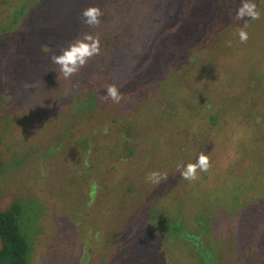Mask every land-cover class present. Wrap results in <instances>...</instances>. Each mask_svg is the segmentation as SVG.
Returning a JSON list of instances; mask_svg holds the SVG:
<instances>
[{
	"label": "rangeland",
	"instance_id": "rangeland-1",
	"mask_svg": "<svg viewBox=\"0 0 264 264\" xmlns=\"http://www.w3.org/2000/svg\"><path fill=\"white\" fill-rule=\"evenodd\" d=\"M53 1L44 0L37 5L39 33H27L31 44L16 41L21 47L18 50L10 45L13 57L17 52L15 68L24 69L17 100L4 98L0 89V161L4 167L0 177V212L18 201L28 208L32 218L28 231L33 246L31 261H211L202 260L196 241L211 248L215 261L221 264L252 261L250 246L255 251L264 247V222L257 228L256 240L250 233L255 227L254 214L264 215V202L240 207L245 202L241 199L244 195L254 197L259 192L251 183H256V171L264 164V0H226L208 10L210 25L205 35L194 28L198 38L194 57L182 58L174 52L168 58L171 66L174 57L181 68L192 65L187 80L179 74L170 76L169 69L154 72L153 78L165 81L158 85L161 94L176 88L182 97L168 114L156 113L148 118L141 115L144 138L152 137L154 143L143 146V156L136 154L133 163H114L122 169L120 173L113 171V164L105 162V156L100 157L96 141L89 150L88 164H81L74 142L85 127H78L73 121L77 105L68 108L74 99L70 90L75 88L73 79L70 82L71 72L77 75L86 57H91V62L96 58L92 53L83 55L85 46L78 43L84 32L85 11L113 9L103 0H70L71 7L64 9L65 18H57L56 14L49 16L50 9L55 8ZM112 1L115 5H142L137 0ZM6 4V0H0V13ZM70 14L77 15L76 23L71 22ZM156 17L154 12L152 18ZM47 24L49 27H45ZM218 24L226 25L231 33L222 41L221 52L213 49L219 35ZM103 25L99 35L105 39L101 46L106 48L116 36L118 25ZM131 28L132 37L141 32V40L148 38L149 30L144 25ZM70 30L73 35L69 38ZM180 36L173 32L169 38L179 45ZM3 37L0 65L7 60ZM72 40L74 43L70 44ZM128 40L131 39H124ZM90 44L94 47L93 42ZM40 45L48 48L47 54L36 53ZM196 53L201 59L198 66ZM201 67L211 71L199 78ZM127 69L121 65L115 83ZM136 85L124 80L115 91L125 87V94L113 100L117 104L128 103L126 108L134 116L148 108L146 95L126 98L129 91L135 95ZM154 86V82H148L145 91L151 93ZM147 98L152 103L151 96ZM46 106L51 107L48 113L42 110ZM153 145L160 151L154 150ZM191 147L194 150L186 154L185 148ZM93 175L100 177L103 189L87 197L93 181L90 179L89 184L88 179ZM240 186L246 187L247 192L238 198L235 191ZM199 219L207 226L202 235ZM171 225H177V231L185 236L195 237L194 244L191 239L178 236ZM235 240L239 241L237 248Z\"/></svg>",
	"mask_w": 264,
	"mask_h": 264
},
{
	"label": "trees",
	"instance_id": "trees-1",
	"mask_svg": "<svg viewBox=\"0 0 264 264\" xmlns=\"http://www.w3.org/2000/svg\"><path fill=\"white\" fill-rule=\"evenodd\" d=\"M6 1L8 4L3 5L0 13V38L4 36L3 40L7 47V60L0 65V67L3 68L0 69V71H2L0 73V89L2 90L4 98L10 100L15 99L17 96L16 94L19 92L18 84L22 80L24 74V69L15 68L17 52H15L13 57L10 52L12 50H10V45L15 46L18 50L21 47L16 44V41H18V43L28 42V45L31 44V41H27L29 37L27 33L30 32L32 36L39 33L36 29V25L39 23L35 11L37 10V5L44 0ZM225 1L226 0H137L136 3H142V5L133 7L130 2H125V4L123 2L115 5L112 0H103V2L108 3L113 10L105 7L98 12L92 10L85 11L84 32L78 43L85 46L83 55L85 53H92L93 56L96 55V58L91 62L92 58L86 57V61H83L84 63L78 69L77 75L74 74L72 69H69L72 71L70 82H72L73 79L75 88H71L70 90V92H72V99H74L68 107L70 109L74 105H77L76 108L73 109V113H75L73 121H75L78 127H85V131L81 134L79 140L74 142V148L77 151L78 159L82 162L81 164L83 166L88 164L87 157L89 150L95 141L97 142L96 148L101 153L100 157L105 156V162L113 164V171L117 173H120L122 169L114 165V163H133L136 159V154L140 157L143 156L140 150H145L143 146H148L150 142L154 143V140L152 137L149 139L144 138V130L141 127L144 120L140 118L141 115L144 114L145 117L148 118L155 116L156 113L168 114L176 108V104L182 97L181 93H179L180 91L176 88H171L166 95L161 94L158 91V85L160 83H165V81L153 78L154 72L157 69H169L168 71L171 73L170 76L179 74L187 80L189 74L193 70L192 65L188 64L187 67L181 68L175 61L177 57H174L175 59L173 58V64L171 66L168 63V58L172 57L174 52H177L179 57L192 59L194 57L193 47L198 43L195 29H200L205 35L204 31L210 25V20L206 16V13L212 7L223 5ZM53 4L55 8L50 9L49 16L56 14L57 18H65L67 13L64 12V9L71 7L70 0H54ZM153 4H155L156 7L152 8ZM111 12H113V14ZM154 12H157L156 18H152ZM70 17L72 23L77 22V15L70 14ZM111 18H113V20L109 21ZM105 23L118 25L116 28V36L106 48L101 46V42L105 41V39H101L99 35L101 26L104 27L103 24ZM122 24L129 26H119ZM134 25H144L145 28H148V38L150 39L141 40V32L135 33V36L132 37L133 33L131 26ZM45 27H49L48 24L45 25ZM90 27H92L91 30H89ZM189 28L193 29L192 32ZM72 30H70V33ZM216 30L219 32V35L213 42V49L216 52H221L222 41L231 33L229 28L224 24H218ZM173 32L180 33L181 35L178 38L179 45H175L174 41L169 38ZM182 34L187 37L182 36ZM72 35L71 33L69 38ZM24 37H26V40ZM188 37H194V40L190 41ZM124 39L131 40L124 41ZM90 42H93L94 47ZM73 43L74 40H72L70 44ZM123 44H125L126 47L123 46ZM137 47H140L141 50H137ZM47 52L48 48L45 45H40L36 50L38 54H47ZM213 55H215V53H213ZM195 56L198 66L201 61L199 58L200 54L196 53ZM121 65L127 66L128 69L123 72L121 80L115 83L116 77H120ZM38 68L42 67L40 66ZM63 69L66 68L63 67ZM210 71L201 67L199 78L205 76V74ZM127 79H129V82H133L137 85L134 86V89L130 87L136 92L135 95H132L131 91H129L126 93V98L146 95L145 101L148 108L139 115L134 116L129 111V108H126L128 103L122 102L117 104L113 102L117 95H122L124 93L125 87L120 88L117 92L115 90ZM148 82H154L155 84L151 93L145 91ZM8 84H10V86H8ZM12 87H14V90H12ZM183 87L184 83L182 84V88ZM149 95L152 98V103H150V100L147 98ZM138 98L141 99V97ZM149 108L151 110L148 111ZM42 110L44 113H48L51 107L46 106L42 108ZM182 113H186L184 108H182ZM64 114H66V112ZM69 114L68 112L67 115ZM146 114H148V116H146ZM136 120L140 122L137 123ZM153 146L154 150L160 151L156 145ZM194 148L195 147L185 148L186 154L189 153V150L193 151ZM109 159L112 160V163ZM3 171L4 167L0 161V177ZM256 173V183L252 182L251 187L258 189L259 192L255 194L254 197H248V194L246 196L244 195L241 199H244L245 202L241 203V209L256 202H264V164L257 169ZM107 178L109 179V177ZM90 179H93L90 185L92 189L90 192L88 190L87 197H93L95 193L103 189V184L99 176H91L88 179L89 184ZM246 192L247 188L240 186L235 191V195L239 198L242 193ZM251 209H254V206H251ZM107 211L110 212L109 209H107ZM28 213V208L20 201L13 203L10 208L0 212V264H45L43 261H31L33 246L28 231L30 230L32 218ZM101 216L102 213L99 217ZM254 220L255 227L251 228L252 231H250V233L256 240L257 228L264 222V215L257 216L255 213ZM199 224L203 226V229L200 231V235H202L206 231L207 226L204 225L205 223L201 219H199ZM171 228L178 236L191 239V242L194 244V240H196L195 237L191 235L185 236L183 232L177 231V225H171ZM246 239L249 241L250 236L247 235ZM195 243L198 245L197 249L202 255V260H211L202 261V264H221L219 261H215V257L211 253V248L206 249L201 241H196ZM234 246H236V248L239 247V241L235 240ZM253 247L250 246V250L253 253L252 261H241L242 264H264V247H261L257 251H255ZM57 262L58 261H54L55 264ZM63 262L65 264H71V262H73V264H100V261ZM129 262L130 264H134V261H114L113 264H128ZM235 262L237 264L238 260ZM54 263L50 261L49 264Z\"/></svg>",
	"mask_w": 264,
	"mask_h": 264
}]
</instances>
